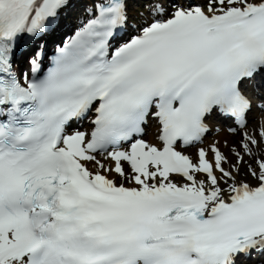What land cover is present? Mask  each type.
<instances>
[{
    "label": "snow or ice",
    "instance_id": "6c2138e0",
    "mask_svg": "<svg viewBox=\"0 0 264 264\" xmlns=\"http://www.w3.org/2000/svg\"><path fill=\"white\" fill-rule=\"evenodd\" d=\"M0 264H264V0H0Z\"/></svg>",
    "mask_w": 264,
    "mask_h": 264
},
{
    "label": "bare ground",
    "instance_id": "6f19581e",
    "mask_svg": "<svg viewBox=\"0 0 264 264\" xmlns=\"http://www.w3.org/2000/svg\"><path fill=\"white\" fill-rule=\"evenodd\" d=\"M224 133V131H222L221 133H220V139H224V138H226V137H228L225 133ZM229 138V137H228ZM229 140H231L230 138H229Z\"/></svg>",
    "mask_w": 264,
    "mask_h": 264
}]
</instances>
